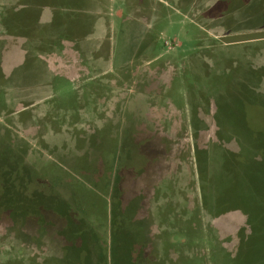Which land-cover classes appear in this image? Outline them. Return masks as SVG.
Segmentation results:
<instances>
[{
    "label": "rangeland",
    "instance_id": "obj_1",
    "mask_svg": "<svg viewBox=\"0 0 264 264\" xmlns=\"http://www.w3.org/2000/svg\"><path fill=\"white\" fill-rule=\"evenodd\" d=\"M15 8L53 19L0 24V264H264V0Z\"/></svg>",
    "mask_w": 264,
    "mask_h": 264
},
{
    "label": "crops",
    "instance_id": "obj_2",
    "mask_svg": "<svg viewBox=\"0 0 264 264\" xmlns=\"http://www.w3.org/2000/svg\"><path fill=\"white\" fill-rule=\"evenodd\" d=\"M23 9V8H21ZM20 8H15V9H12L14 11V17L13 15L10 16L11 20H5L4 19V23H5V26L3 24V21L1 20L0 24H1V28H4V27H7V30H12L14 29L16 33H24V34H28L29 33V29H34L35 28V23H38L39 20H48V22H50L53 18L50 17V15L46 14V15H43V19L39 16H36V17H33L34 14H30V11H28L26 14H25V20L26 22L23 21V26H19V25H22V24H18L19 23V17H20V14H18L20 11H21ZM22 17V16H21ZM20 17V18H21ZM16 19V21H15ZM31 19V21L33 22V24H31L29 22V20ZM35 21V22H34ZM57 22V21H56ZM11 28V29H9ZM5 30V29H4ZM28 31V33H27ZM25 52V49L22 50Z\"/></svg>",
    "mask_w": 264,
    "mask_h": 264
},
{
    "label": "trees",
    "instance_id": "obj_3",
    "mask_svg": "<svg viewBox=\"0 0 264 264\" xmlns=\"http://www.w3.org/2000/svg\"><path fill=\"white\" fill-rule=\"evenodd\" d=\"M263 149V148H262ZM262 153V152H261ZM261 159H263L264 160V156H262L261 157ZM243 164V171H244V175H243V178H244V182L246 183V185H247V183L248 182H250V189L252 188V189H256V190H263V192H264V183H261V188H260V185L258 184V182H251V178L249 179V177L247 178V173H246V167L244 166V164L245 163H242ZM249 169H250V166H249ZM234 172H238V171H234ZM233 172V173H234ZM247 180H248V182H247ZM253 181H256V180H253ZM237 183H238V180L237 181H233V184H236L237 185ZM238 186H239V188L242 190V186H241V184H238ZM252 186V187H251ZM259 190V192H262V191H260ZM236 192H239V191H236ZM242 192H243V190H242ZM241 192V193H242ZM239 199H242V197L240 196L239 197ZM236 200V199H235ZM263 202H264V198H263V200H262ZM243 202V201H242ZM254 206H255V204H253L252 205V207L248 210V213L249 214H251L252 215V211H253V208H254ZM255 213H256V217L255 218H257L259 215H261V214H264V211H258V213L256 212V208H255Z\"/></svg>",
    "mask_w": 264,
    "mask_h": 264
}]
</instances>
